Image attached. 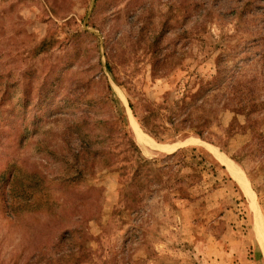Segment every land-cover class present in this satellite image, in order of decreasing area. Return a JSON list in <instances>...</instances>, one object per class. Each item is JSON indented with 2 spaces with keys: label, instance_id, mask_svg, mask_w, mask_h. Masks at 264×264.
Returning <instances> with one entry per match:
<instances>
[{
  "label": "rangeland",
  "instance_id": "1",
  "mask_svg": "<svg viewBox=\"0 0 264 264\" xmlns=\"http://www.w3.org/2000/svg\"><path fill=\"white\" fill-rule=\"evenodd\" d=\"M92 76L101 80L90 85ZM106 85L118 106L96 115L97 128L121 116L136 142L132 115L151 141L197 137L181 148L231 179L193 160L183 179L170 175L182 182L173 193L150 202L118 200V174L105 169L94 188L53 179L70 159L63 138L82 121L73 111L104 105ZM177 100L213 102L217 131L208 140L169 138L139 124L150 108L172 110ZM241 101L245 114L233 111ZM204 143L240 166L249 195ZM7 163L41 170L52 195L41 188L39 204L6 216ZM249 197L264 217V0H0V264H264Z\"/></svg>",
  "mask_w": 264,
  "mask_h": 264
},
{
  "label": "trees",
  "instance_id": "2",
  "mask_svg": "<svg viewBox=\"0 0 264 264\" xmlns=\"http://www.w3.org/2000/svg\"><path fill=\"white\" fill-rule=\"evenodd\" d=\"M164 63L168 64V62ZM89 79L88 84L94 85L98 80H101V77L92 76ZM201 83L205 84L206 82L201 81ZM106 88L109 95L106 97L104 105L98 107H90L88 105L82 111H73L78 120L81 119L82 121L76 123L73 132L67 134V138L64 136L65 147L63 153L69 155L70 159L67 158L68 156H65V159L61 158L64 168L53 179L60 180L66 184H69V182H83L85 183L84 188H94L92 183L96 182L94 181L97 179L95 177L96 174L103 169L107 173L109 170L118 174L117 178L113 180L115 189H119L116 191L118 200L126 198L134 202H150L155 198L160 200L165 196V192L173 193L174 186L180 185L182 182L177 179L178 177L175 180L171 179L170 175H175L174 173H176L183 179L182 173L184 169L192 167L191 164L193 163L198 165L197 162H200L205 170L210 171L213 178L218 176L224 182L229 180L230 177L227 176L224 166L207 156H204V158L198 155L189 156L185 152V148H179L164 158H146L141 153L134 138H132L129 128L123 122L121 116L111 122L106 120L99 124L97 128V123L94 122L97 119L96 115L99 116V113L111 104L118 106L113 97V92H110V86L106 85ZM208 88L210 92H217V88L214 85ZM197 94L202 95V89L198 90ZM241 105L240 108L233 111L245 114L247 103L243 102ZM204 106L209 109L206 114L203 109ZM131 107L134 108V104H131ZM215 110L216 107L213 102L205 104L204 100L201 102L199 100L192 103L188 101L180 103L177 100L176 108L172 110H168L167 106L160 104L155 106V108H150L148 113L137 117V119L142 128L147 131L153 126H160L163 128L164 134L169 138H174L181 134H197L202 139L208 140L207 137L214 134L219 127L217 122H210V119L212 120L214 117ZM42 145L48 160L51 153L48 138H43ZM196 150V147H192V151ZM227 152L232 156L231 147H229ZM118 155L120 156V162L118 161ZM116 163L120 164L116 166ZM95 164L103 165L104 168L97 165L94 171L93 166ZM7 169L11 170L8 175L4 176V183L1 185V188L5 191L1 199L5 201L6 216H11L13 213H22L26 205L39 204L41 201L38 203L37 199L39 193H42L41 188H49L50 190V185L41 170L32 169L28 171L26 169V172H17L16 168L8 163ZM88 169H91L94 175L91 180L87 179ZM165 172L169 173L167 177L163 176ZM96 189L99 190L100 186L97 185ZM50 194L52 195L51 190ZM175 197L173 196V198ZM45 198L48 200L47 197Z\"/></svg>",
  "mask_w": 264,
  "mask_h": 264
},
{
  "label": "bare ground",
  "instance_id": "3",
  "mask_svg": "<svg viewBox=\"0 0 264 264\" xmlns=\"http://www.w3.org/2000/svg\"><path fill=\"white\" fill-rule=\"evenodd\" d=\"M131 127L136 136V142L139 147L142 149L145 155H154V156H164L169 154L179 147H183L185 145L196 144L197 142H201L197 137H187L176 143H158L151 141L148 139V136L141 130L136 120L131 115V120L129 121ZM205 147H208L209 151L218 159L222 164H224L233 178L241 183V188L250 194V188L248 186V181L236 162H234L231 158H229L224 152H222L219 148L212 146L211 144L204 143ZM250 198V197H249ZM250 205L252 209V220L254 226V235L256 236V249L257 251L264 256V217L259 211L258 206H256L253 200L250 198Z\"/></svg>",
  "mask_w": 264,
  "mask_h": 264
},
{
  "label": "crops",
  "instance_id": "4",
  "mask_svg": "<svg viewBox=\"0 0 264 264\" xmlns=\"http://www.w3.org/2000/svg\"><path fill=\"white\" fill-rule=\"evenodd\" d=\"M179 148H181V147H179ZM179 148H178V149H179ZM178 149H176V150H178ZM176 150H175V151H176ZM173 152H174V151H173ZM173 152H171V153H173ZM169 154H170V153H169Z\"/></svg>",
  "mask_w": 264,
  "mask_h": 264
}]
</instances>
